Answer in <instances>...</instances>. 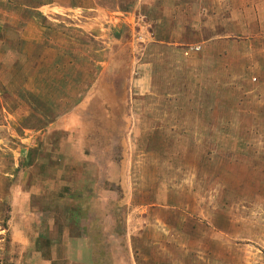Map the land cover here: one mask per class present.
<instances>
[{
  "label": "rangeland",
  "instance_id": "1",
  "mask_svg": "<svg viewBox=\"0 0 264 264\" xmlns=\"http://www.w3.org/2000/svg\"><path fill=\"white\" fill-rule=\"evenodd\" d=\"M50 221L78 264H264V0H0V264Z\"/></svg>",
  "mask_w": 264,
  "mask_h": 264
},
{
  "label": "crops",
  "instance_id": "2",
  "mask_svg": "<svg viewBox=\"0 0 264 264\" xmlns=\"http://www.w3.org/2000/svg\"><path fill=\"white\" fill-rule=\"evenodd\" d=\"M54 223H55V221H50V235L48 236V237H50V246L48 248H46V250L37 246L36 247L37 249L34 250V253L31 256V259L25 261L26 264H78V263H80L79 261H75V259H73L71 257H69L71 259H68V257L66 258L64 256V252H66V251L69 252L70 248H72V249L76 248L74 251L76 252L75 254L77 255V253H81V250L79 248H86L85 244L81 243V241L79 242V240H78L79 235H76V233L73 232L72 228H70V227L59 229L64 240H63V242L62 241L56 242L55 235H56V233H59V231H58V228H55ZM23 225H24V223H23ZM23 225L19 224L18 226H16L14 231L11 232V234H12L11 236H12V240L14 243V240H15L16 236L18 235V237L21 241V246L26 247V245H24V239L26 238V233L24 232L25 230L23 229L25 225L24 226ZM66 238H69L70 240L67 242L65 240ZM71 239L74 240V242H72ZM13 243H12V245L15 248H20L19 246H17L18 244L17 245L15 244V243H18L17 241H15L14 244ZM30 243L28 244V247H29V245H31ZM53 243H56L58 245H55V247H53L54 246V245H52ZM60 253H62V254H60ZM15 263L16 264H18V263L25 264L23 262V260L16 261Z\"/></svg>",
  "mask_w": 264,
  "mask_h": 264
}]
</instances>
